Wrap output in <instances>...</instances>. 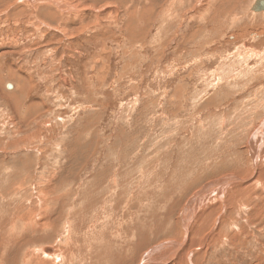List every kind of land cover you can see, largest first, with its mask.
<instances>
[{"label": "rangeland", "instance_id": "374dc122", "mask_svg": "<svg viewBox=\"0 0 264 264\" xmlns=\"http://www.w3.org/2000/svg\"><path fill=\"white\" fill-rule=\"evenodd\" d=\"M54 1L0 0V264H264L255 0Z\"/></svg>", "mask_w": 264, "mask_h": 264}, {"label": "bare ground", "instance_id": "6f19581e", "mask_svg": "<svg viewBox=\"0 0 264 264\" xmlns=\"http://www.w3.org/2000/svg\"><path fill=\"white\" fill-rule=\"evenodd\" d=\"M59 1V0H58ZM52 2H54L55 3V1L54 0H52ZM218 2V1H217ZM60 3H61V1H60ZM181 4H182V2H181ZM186 4V3H185ZM222 4V3H221ZM224 4V3H223ZM57 5V8H61L62 10H64V6H67V5H60V4H56ZM76 7H79V6H76ZM74 8L73 7H69V9L67 10V11H72ZM209 10V9H208ZM79 11V10H78ZM152 11V10H151ZM171 12V11H170ZM222 12V11H221ZM235 14V13H234ZM25 86H22V87H20V89L22 90L23 88H24ZM24 91V90H23ZM263 129H264V125H263ZM263 141V140H262ZM264 142V141H263ZM251 145V144H250ZM261 146L263 145V144H260ZM252 146V145H251ZM255 149H256V147H255ZM254 149V150H255ZM251 150H252V148H251ZM258 150V149H257ZM262 155H264L263 153H259L258 151H257V154L256 155H254V153H253V167H254V169L256 170L257 169V166L259 165V162H256V161H259L260 159L258 158V156H261L262 157ZM259 159V160H258ZM252 160V159H251ZM262 162V161H261ZM249 172V171H248ZM262 172V171H261ZM248 174H250V173H248ZM237 175V174H236ZM248 176V175H247ZM256 176V175H255ZM262 176V175H261ZM261 176H259V177H261ZM226 180V179H225ZM254 180V179H253ZM263 180V179H262ZM6 181V180H5ZM256 181V180H255ZM255 181H253L254 182V184H255ZM257 183V182H256ZM223 184V183H222ZM247 184V183H246ZM249 184H251V183H249ZM258 184V183H257ZM102 185V184H101ZM108 185V184H107ZM259 185V184H258ZM138 186V185H137ZM259 187V186H258ZM224 188H225V186H224ZM239 190V189H238ZM114 191V190H113ZM84 192V191H83ZM41 193V192H40ZM43 195V194H42ZM45 196V195H44ZM131 196V195H130ZM46 197V196H45ZM133 197V196H132ZM197 197V196H196ZM131 198V197H130ZM230 198V197H229ZM45 199V198H44ZM233 199V198H232ZM46 201V200H45ZM126 201V200H125ZM40 202V201H39ZM42 202V201H41ZM41 202L39 203V206H40V204H41ZM96 202V201H95ZM109 202V201H108ZM128 202V201H127ZM106 203V202H105ZM125 204V203H124ZM190 204V203H189ZM46 205V204H45ZM103 205V204H102ZM101 205V206H102ZM108 205V204H107ZM106 205V206H107ZM110 205V204H109ZM47 206V205H46ZM45 206V207H46ZM189 206V205H188ZM198 206V205H197ZM48 207V206H47ZM19 208H22L23 209V202L19 205V207H18V209ZM44 208V207H43ZM60 209V208H59ZM68 209V208H67ZM47 210V209H46ZM102 210H104L103 208H102ZM101 210V211H102ZM34 211V210H33ZM67 211V210H66ZM194 211V209L192 210V208L191 209H186V212H187V214L184 216L185 218H184V220H186V225L184 226V228H185V232L186 233H188L189 231L187 230L188 229V219H186V217H187V215H188V213L189 212H193ZM41 212V211H40ZM40 212H39V214H38V216H37V220H35V225L32 227V231H37V227L39 226V225H48V220H50V217H45V215H44V217H45V221L43 222L42 221V224L41 223H39L40 221L39 220H41V218H42V216H41V214H40ZM70 212V211H69ZM185 212V213H186ZM28 213H30L29 211H28ZM67 213V212H66ZM83 213V212H82ZM103 213V211L100 213V214H102ZM25 214L27 215V216H29V214H27V212L26 213H24V211L22 212V214L20 215V217H19V215H18V212L16 213V215L15 216H17V218H18V223L17 222H13L12 223V226H11V229L12 230H14V229H16L17 227H18V229H19V227H25L26 225H25ZM48 213H46V215H47ZM13 215H14V213H13ZM31 215V214H30ZM99 215V214H98ZM190 215V214H189ZM50 216V215H49ZM103 216V215H102ZM191 216H192V213H191ZM44 217L42 218V220H44ZM68 217V216H67ZM101 217V216H100ZM7 218V217H6ZM27 218V217H26ZM29 218H30V216H29ZM69 218V217H68ZM97 218H98V216H97ZM102 218L103 217H101V222H102ZM2 219V218H1ZM81 219V218H80ZM99 219V218H98ZM104 219V218H103ZM34 220V219H33ZM100 220V219H99ZM190 220V219H189ZM4 221V220H3ZM39 221V222H38ZM96 221V220H95ZM98 221V220H97ZM5 222V221H4ZM69 222V221H68ZM71 222V221H70ZM69 222V223H70ZM185 222V221H184ZM9 223V222H8ZM30 223V222H29ZM33 223V222H32ZM65 223V222H64ZM68 223V224H69ZM72 223V222H71ZM70 223V224H71ZM85 223V222H84ZM93 224H96V223H94V222H92ZM91 223V224H92ZM100 223V222H99ZM34 224V223H33ZM92 224V225H93ZM102 224V223H101ZM7 225V224H6ZM5 225V226H6ZM11 225V224H10ZM112 225V224H111ZM120 225H122V224H120ZM193 225V224H192ZM64 226H66V225H64ZM85 226V225H84ZM90 226L91 225H89V226H87V227H85L86 229H89L90 228ZM99 226V225H98ZM141 226V225H140ZM10 227V226H9ZM69 227V226H68ZM67 227V228H68ZM89 227V228H88ZM92 227H96V226H92ZM100 227V226H99ZM84 228V229H85ZM103 228H104V225H103ZM119 228H120V226H119ZM140 228V227H139ZM148 228V227H147ZM9 229V228H8ZM17 229V230H18ZM65 229V228H64ZM69 229H70V227H69ZM92 229V228H91ZM118 229V228H117ZM22 230H23V228H22ZM21 230V231H22ZM68 230V229H67ZM72 230V229H71ZM70 230V231H71ZM93 230V232H94V229H92ZM91 230V231H92ZM96 230V229H95ZM100 230V229H99ZM155 230V229H154ZM74 231V230H73ZM82 231H85V230H82ZM7 232V231H6ZM65 232V231H64ZM108 232V231H107ZM113 232V231H112ZM143 231H141V233H142ZM14 233H16V232H13V231H11V230H9V235H10V237H8V238H12L13 236H14ZM66 234H69V230L67 231V232H65ZM65 233H64V235H65ZM110 233V232H109ZM185 233V234H186ZM83 234H84V232H83ZM133 234H134V232H133ZM139 234V233H138ZM105 235V234H104ZM109 235V234H108ZM126 235V234H125ZM187 235V234H186ZM89 236V235H88ZM110 236V235H109ZM140 236V235H139ZM139 236H138V238H139ZM3 237V236H2ZM73 237H74V235H73ZM106 237H107V235H106ZM141 237V236H140ZM6 238V237H5ZM4 238V239H5ZM64 238H66V237H64ZM67 238H68V236H67ZM70 238V237H69ZM76 238V237H75ZM94 238V237H93ZM92 238V239H93ZM96 238H97V236H96ZM134 238V237H133ZM138 238H137V240H138ZM85 239V238H84ZM89 239L90 240H92L91 238H88V241H89ZM108 239V238H107ZM115 239V238H114ZM140 239V238H139ZM67 240V239H66ZM78 240V239H77ZM97 240V239H96ZM124 240V239H123ZM143 240V239H142ZM191 240V239H190ZM63 241V240H62ZM70 241V240H69ZM73 241H75V239L73 240ZM101 242H102V240H100ZM77 242V241H76ZM84 242V241H83ZM95 242V241H94ZM99 242V241H98ZM115 242V241H114ZM137 242V241H136ZM4 243H6V242H4ZM10 243V242H9ZM66 243V242H65ZM69 243V242H68ZM71 243V242H70ZM86 243V242H85ZM8 244V243H7ZM73 244V243H72ZM86 244H88V243H86ZM98 244V243H97ZM96 244V245H97ZM102 244V243H101ZM191 244V243H190ZM8 245H10V244H8ZM8 245H6V246H8ZM67 245H70V244H67ZM92 245V244H91ZM99 245V244H98ZM123 245V244H122ZM138 245V244H137ZM63 246V245H62ZM65 246V245H64ZM75 246V245H74ZM88 246H90L89 244H88ZM87 246V247H88ZM101 246V245H100ZM110 246V245H109ZM113 246V245H112ZM44 247L45 246H43V248H41V250L40 249H38V250H34L35 252H41V251H43V252H45V249H44ZM96 247V246H95ZM94 247V248H95ZM103 247V246H102ZM137 247V246H136ZM142 247V246H141ZM140 247V248H141ZM165 247V246H164ZM179 247V245H176L175 246V248H178ZM8 248V247H7ZM7 248H6V250H7ZM49 248H51L52 250H54L52 247H49ZM71 248L72 247H70V250H71ZM85 248V247H84ZM98 248V247H97ZM101 248V247H100ZM185 248V247H184ZM86 249V248H85ZM113 249V248H112ZM123 249V248H122ZM96 250V249H95ZM103 250V249H102ZM107 250V249H106ZM72 251V250H71ZM101 251V250H100ZM144 251V250H143ZM153 253H155V251L153 250V252H152V254ZM194 253V252H193ZM192 252H190L189 253V256L188 257H190V259H188V261H190L189 262V264H194V261L192 262V259H191V256H192V254H193ZM46 254V253H45ZM70 254V253H69ZM68 254V255H69ZM72 254V253H71ZM91 254V253H90ZM115 254V253H114ZM188 254V253H187ZM66 255V254H65ZM194 255V254H193ZM59 256H60V254L58 255V254H55L54 253V255H52L51 256V258L53 259L52 260V263L54 264H56L57 262H60V261H58V258H59ZM71 257H72V259H73V256L72 255H70ZM120 256V255H119ZM150 256H151V254H150ZM45 257V256H44ZM66 257V256H65ZM91 257V256H90ZM100 257V256H99ZM148 257H149V255H148ZM46 258V257H45ZM100 258H102V257H100ZM100 258H99V260H100ZM179 258V257H178ZM184 258V257H183ZM86 259V258H85ZM84 259V260H85ZM181 259V258H180ZM187 259V258H186ZM66 260V259H65ZM68 260L70 261L71 260V258L69 259L68 258ZM96 260V259H95ZM175 260V259H174ZM194 260V259H193ZM178 261H181V260H178ZM35 263H33V264H46V263H44V262H40V261H34ZM98 262V261H97ZM105 262H107V261H105ZM63 263V262H62ZM64 263H66L65 261H64ZM73 263V262H72ZM77 263V262H76ZM85 263V262H84ZM108 263V262H107ZM106 263V264H107ZM123 263V262H122ZM181 263V262H180ZM49 264H51V263H49ZM143 264H145V263H143ZM175 264V263H174ZM182 264V263H181Z\"/></svg>", "mask_w": 264, "mask_h": 264}, {"label": "water", "instance_id": "95a60500", "mask_svg": "<svg viewBox=\"0 0 264 264\" xmlns=\"http://www.w3.org/2000/svg\"><path fill=\"white\" fill-rule=\"evenodd\" d=\"M251 10L254 13H262L264 12V0H255V2L252 4L251 6ZM11 84H8L7 87L10 89L11 88ZM46 252H51L53 251L51 248L46 247L44 248Z\"/></svg>", "mask_w": 264, "mask_h": 264}]
</instances>
